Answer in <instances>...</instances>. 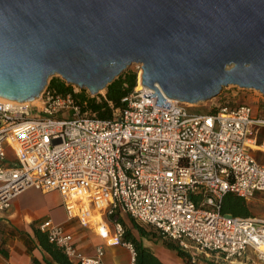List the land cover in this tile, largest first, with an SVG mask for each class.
Instances as JSON below:
<instances>
[{"label": "built area", "instance_id": "built-area-1", "mask_svg": "<svg viewBox=\"0 0 264 264\" xmlns=\"http://www.w3.org/2000/svg\"><path fill=\"white\" fill-rule=\"evenodd\" d=\"M136 64L142 71L143 64ZM138 84L127 106L106 119L83 111L74 93L48 86L41 106L2 98L0 210L29 188L59 191L82 225L129 249V264H138L137 250L124 240L123 214L194 258L214 255L236 263L251 246L264 264V213L242 217L222 210L230 193L249 207L264 201V162L252 151L258 143L251 132L253 123L264 125V118L256 117L248 103L191 114L190 104L167 99L168 108L156 104L157 96L147 97L154 90ZM35 108L43 115L33 114ZM66 111L73 116L57 117ZM39 228L68 258L105 264L104 246L88 256L63 225L49 218ZM0 264L9 263L0 255Z\"/></svg>", "mask_w": 264, "mask_h": 264}, {"label": "water", "instance_id": "water-1", "mask_svg": "<svg viewBox=\"0 0 264 264\" xmlns=\"http://www.w3.org/2000/svg\"><path fill=\"white\" fill-rule=\"evenodd\" d=\"M133 63L163 106L264 95V0H0V97L32 101L55 74L97 95Z\"/></svg>", "mask_w": 264, "mask_h": 264}, {"label": "crops", "instance_id": "crops-1", "mask_svg": "<svg viewBox=\"0 0 264 264\" xmlns=\"http://www.w3.org/2000/svg\"><path fill=\"white\" fill-rule=\"evenodd\" d=\"M255 116L264 118V101L260 102L257 108L255 107ZM263 129L264 125L258 123H253L251 125L252 135L256 138L258 143L252 151L260 162H264V150L260 148V145L264 140V135L262 134ZM32 190L44 194L53 193L58 197L62 195L59 191L44 192L35 188H29L18 195L9 208L0 210L1 259L9 264H59L52 255L40 245V242L35 235V229L39 228L40 224L43 222L42 219L44 218L45 212L35 209L27 203V197ZM61 198L62 200H58L49 205L50 207H47L48 211L56 210V212L60 214V217L55 219L49 216L47 219L50 218L55 223L63 225L66 230L73 234L74 243L79 252L88 256H95L98 247L104 246L105 253L102 260L105 264H129L131 255L129 249L125 245L121 242H113L112 239L111 241L105 239L94 227H86L82 225L78 217L70 214L63 195ZM259 204H264V201H260ZM120 218L124 220L126 224L125 228L131 230L133 235L144 243L141 236L138 235L129 225L125 216L122 215ZM113 220V218H110L111 222H113ZM137 224L144 227L149 233L152 230L157 232L156 229L150 226L141 225L139 223ZM111 229V238H113L115 235L113 225H111ZM158 234L159 233L157 232V234L155 233L152 235L158 237L160 235ZM109 247L113 248V255L121 256L120 262H115L109 258L107 251ZM148 247H150L151 250L162 260L161 255L158 254L152 246ZM191 257L196 261V257ZM70 260L73 264H79L75 258ZM162 261L165 264H170L167 261H164V259ZM238 263L243 264L241 261H238Z\"/></svg>", "mask_w": 264, "mask_h": 264}, {"label": "trees", "instance_id": "trees-1", "mask_svg": "<svg viewBox=\"0 0 264 264\" xmlns=\"http://www.w3.org/2000/svg\"><path fill=\"white\" fill-rule=\"evenodd\" d=\"M137 84L138 73L136 71H127L118 76L107 86L105 89V96L101 93L91 96L87 89H81L79 92H75V87L73 85L67 84L65 81L54 77L51 78L47 86L48 88L55 90L57 93H74L78 102L82 105L83 111L89 109L95 112L98 117L106 119L113 117V112L116 109H123L127 106L126 99L135 90ZM222 210L223 212L234 216L249 217L254 215L251 207L247 205L244 199L231 193L225 195L222 201ZM120 221L124 226L126 225L122 218H120ZM137 226L142 236H151V233L147 232L144 227L140 225ZM35 235L38 238L40 245L48 251L59 264H73L62 248L49 240L46 232L37 228L35 229ZM124 239L126 241H131L134 244L137 250L138 264H165L150 247L146 246L140 239L133 235L131 230L126 229ZM167 244L177 250L178 254L185 259L186 264H200L198 260L194 261L191 255L181 249L179 245L169 242H167ZM205 263L209 264V262Z\"/></svg>", "mask_w": 264, "mask_h": 264}, {"label": "rangeland", "instance_id": "rangeland-1", "mask_svg": "<svg viewBox=\"0 0 264 264\" xmlns=\"http://www.w3.org/2000/svg\"><path fill=\"white\" fill-rule=\"evenodd\" d=\"M127 71H136L138 73V81L140 80L139 79L140 78L139 77L140 72H139V68L137 67L136 63H133L128 68ZM52 77L65 81L58 74L51 76L50 80ZM74 87H77V86H74ZM77 88L81 90V88H79V87H77ZM87 91H88L89 95L93 96V94H91V92L89 90H87ZM100 93L101 94L105 93V90H103ZM39 98H40V101L38 103L33 104V105H40V106L42 105L41 96ZM260 102H262V97H261V94L259 91L254 90V89H246V88H241L239 86L230 85L228 87H225L223 89L222 93L220 95H218L217 97H215L211 100H208V101H203V102H199L196 104H190L188 106L187 110L191 114H208L210 111H212V109L217 107L218 104L229 103L231 105H235L238 103H248V104L253 105L254 108L255 107L257 108L258 104ZM33 114L43 115L42 113L38 112L36 108L34 109ZM63 116L72 117L73 113H72V111H66V112H63V113L57 115V117H63ZM262 134L264 135V129L262 130ZM61 197H62V195H60L58 197V196H56V194H53V193L44 194V193H41L39 191L32 190L30 192L29 196L27 197V203L30 204L35 209H39L40 211L45 212V215H44V218L42 219V221L46 220L49 216L56 219V218L60 217V214L58 212H56V210L48 211L47 207H50L49 205L55 203L58 200H62ZM251 210H252L254 215H263L264 204H257L255 206L251 207ZM123 216H125V219L129 223V225L133 228V230L138 235L141 236V238L144 240L145 245L152 246L158 253L160 252V255L163 254L162 260L164 259V261H167L170 264H186L185 259L178 254L177 250H175L169 244H167V242H169V243H175V242H173L171 240L166 241V239L162 238V236H160L159 234H158L159 235L158 237L153 236L152 234H151V236H147V235L142 236L139 232L137 222L128 214H123ZM152 231H154V230H152ZM152 231L150 233H156L157 234L156 231H154V232H152ZM175 244H177V243H175ZM107 251L109 254V258H111L115 262L121 261V256L113 255V248L112 247H109L107 249ZM172 254L176 255L177 257L171 256ZM171 257H173V258H171ZM174 257H176V258H174ZM172 259H174V261ZM239 259H241L240 261L243 264H263L257 260V256L253 252V249L251 246H248L245 253L241 257H239ZM196 260H198L200 262V264H206L205 262H209V264H239L238 262L231 263L229 260H226L223 257H216L214 255L206 256L203 254H196ZM177 261H178V263H177Z\"/></svg>", "mask_w": 264, "mask_h": 264}, {"label": "bare ground", "instance_id": "bare-ground-1", "mask_svg": "<svg viewBox=\"0 0 264 264\" xmlns=\"http://www.w3.org/2000/svg\"><path fill=\"white\" fill-rule=\"evenodd\" d=\"M141 72L142 71H140V73H139V84H138V87H140L141 85H142V82H140L141 81ZM143 86V85H142ZM3 97H0V100L2 99ZM40 101V98H36V99H34V100H32V101H26L27 103H32V104H35V103H38ZM25 194V193H24ZM44 198V197H43ZM25 200V199H24ZM32 200V199H31ZM27 208V207H26ZM158 254H160V252L158 253ZM163 256V254L161 255V257ZM171 256H176V255H171ZM177 257V256H176ZM176 257H174V258H176ZM171 258H173V257H171ZM178 259V258H177ZM173 261H174V259H172ZM176 260V259H175ZM181 261V260H180ZM177 263H178V261H177Z\"/></svg>", "mask_w": 264, "mask_h": 264}]
</instances>
